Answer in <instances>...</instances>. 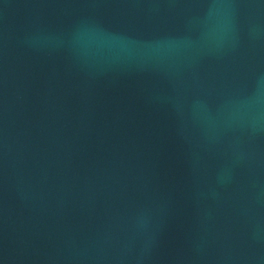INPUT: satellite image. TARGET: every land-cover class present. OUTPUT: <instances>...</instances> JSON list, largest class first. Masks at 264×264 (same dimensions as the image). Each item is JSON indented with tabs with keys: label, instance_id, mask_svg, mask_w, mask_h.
<instances>
[{
	"label": "water",
	"instance_id": "water-1",
	"mask_svg": "<svg viewBox=\"0 0 264 264\" xmlns=\"http://www.w3.org/2000/svg\"><path fill=\"white\" fill-rule=\"evenodd\" d=\"M0 264H264V0H0Z\"/></svg>",
	"mask_w": 264,
	"mask_h": 264
}]
</instances>
